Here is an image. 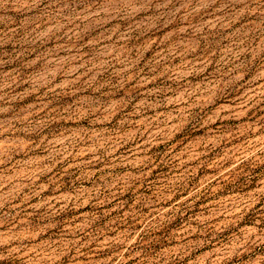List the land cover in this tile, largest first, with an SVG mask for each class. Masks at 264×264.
Listing matches in <instances>:
<instances>
[{
	"label": "rangeland",
	"instance_id": "1",
	"mask_svg": "<svg viewBox=\"0 0 264 264\" xmlns=\"http://www.w3.org/2000/svg\"><path fill=\"white\" fill-rule=\"evenodd\" d=\"M0 264H264V0H0Z\"/></svg>",
	"mask_w": 264,
	"mask_h": 264
}]
</instances>
